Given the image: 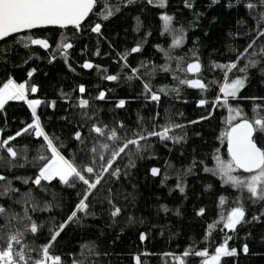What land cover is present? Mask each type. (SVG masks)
<instances>
[{
    "label": "trees",
    "instance_id": "16d2710c",
    "mask_svg": "<svg viewBox=\"0 0 264 264\" xmlns=\"http://www.w3.org/2000/svg\"><path fill=\"white\" fill-rule=\"evenodd\" d=\"M190 2L191 8L186 0H167L166 7L157 6L158 0H99L79 29H41L0 42V88L10 79L29 88L27 100H10L0 111V139L34 123L28 101L39 100L36 116L61 155L82 171L92 166L93 173L83 172L90 181L103 177L91 190L81 181L69 186L59 178L36 185L33 181L47 162L37 157H51L47 142L32 129L11 140L15 158L0 148V176L5 177L0 193H6L0 195L5 209L0 213V249L8 237L22 233L13 250H22L27 264L42 259L48 245L59 264H137V257L139 264H180V259L203 264L204 257L195 252L212 255L226 244L236 255L224 256L220 264H264V200L205 171L216 168V156L230 159L224 133L233 124L264 118V3ZM248 3L256 6L249 9ZM106 8L112 14L104 19ZM163 15L173 17L168 31ZM96 24L101 25L99 33L92 31ZM180 35L182 44L173 47ZM26 37L45 39L50 47L33 45ZM61 42L72 47L62 49ZM136 46L141 50L132 53ZM125 54L126 60L121 58ZM250 61L256 62L254 67L248 66ZM191 62L201 64L196 76L185 71ZM85 63L93 67L84 68ZM231 63L237 68L227 76L217 67ZM246 66V72L239 71ZM109 75L118 79L107 80ZM244 77L245 86L225 105V80ZM185 79L202 80L207 89L181 84ZM145 84L159 101L150 98ZM101 93L104 99H99ZM82 100L87 107L80 106ZM121 100L124 107L117 106ZM229 108L241 113L232 123ZM165 127L172 139L148 136ZM111 130L119 139L108 138ZM134 134L148 138L140 140L139 148L129 144L104 171L114 151L138 138ZM255 140L264 147V132H256ZM152 168L160 173L153 176ZM235 175L244 179L251 174L237 170ZM89 191L87 211L68 222ZM241 206L244 219L235 230L224 228L222 218ZM32 223L38 226L35 233ZM56 231L60 234L53 241Z\"/></svg>",
    "mask_w": 264,
    "mask_h": 264
},
{
    "label": "snow or ice",
    "instance_id": "6c2138e0",
    "mask_svg": "<svg viewBox=\"0 0 264 264\" xmlns=\"http://www.w3.org/2000/svg\"><path fill=\"white\" fill-rule=\"evenodd\" d=\"M99 2V0H0V40L12 36L17 33L24 32L25 30H31L40 27L46 26H58L60 28H66L68 26H73L76 29H79L82 22L93 12L94 6ZM131 2V0H129ZM149 3H153L154 0H148ZM214 2H219V0H214ZM239 3V0H237ZM261 3H264V0H261ZM157 6L166 7L167 0H158ZM186 6L191 8L192 4L190 0H186ZM232 5L229 4V7ZM256 5L252 3L247 4V8L252 9ZM107 13L104 15V19H107L111 14L112 10L109 8L105 9ZM264 18V14H262ZM162 20L164 21L165 31L169 30V26L172 23L173 17L170 15H163ZM101 30V25L96 24L92 31L99 33ZM264 35V33H261ZM31 44L39 45L47 49L50 47L49 43L45 39H32L31 37H26ZM183 42V36L180 35L174 39L173 47H178ZM27 47V44H25ZM60 47L62 49H70L72 47L71 43L61 42ZM251 47V45H249ZM141 49L139 46L133 47L131 49L132 53L139 52ZM163 51V49H161ZM264 51V49H262ZM66 55V52H65ZM122 59H127V54L121 57ZM256 64L255 61H250L248 66L254 67ZM84 68H92L91 63H85ZM217 67H222L225 70V75L227 72L232 71L237 68L236 63H231L228 65H217ZM201 69L199 62L190 63L185 69L186 72L198 73ZM165 71L168 69L165 68ZM34 71V70H33ZM133 72H136L137 69H133ZM239 71L246 72L247 66L240 68ZM32 73H29L31 76ZM107 80L115 81L118 79L117 75H109L106 77ZM129 79H132L130 76ZM246 77L236 78L230 82L226 79L221 92L224 95L223 103L228 104L229 98H236L239 91L245 86ZM181 84H187L192 88H199L201 90H206L207 85L199 79H185L180 81ZM145 89L151 93V99L154 101H159L160 96L156 93H152L151 88L148 84L144 85ZM29 91L28 86L25 83H17L14 80H8L7 83L0 88V111H2L5 105L10 100H25L27 98V93ZM31 92H36V87H31ZM79 91L83 93L85 91L84 87L81 86ZM163 92L164 90L161 89ZM99 99H104V93H101ZM41 102L39 100H29V107L32 109L33 116L35 117L34 123L29 124L22 132H17L15 136L8 137L7 139H0V148L6 149L10 157L15 158L17 156V151L13 147H9L8 144L11 140L16 139L17 136L22 135L25 132H28L29 129L34 130L37 137H43V140L46 141L47 149L51 151V157L39 156L38 159L47 161L40 169L39 176L33 181L34 184L40 185L41 181H49L59 178V180L69 186L75 181H81L83 184L88 186V189H94L97 184L100 183V180L103 178L99 176L95 179L94 182L90 181L85 177L83 172L93 173L94 168L92 166H86L83 171L78 169L71 161L65 159L64 156L57 150L56 145L54 144V138H50L41 127L40 119L36 116V108ZM205 100H201L200 104H205ZM88 102L82 100L80 102L81 107H87ZM125 102L121 100L118 107H124ZM230 116L228 122L231 123L233 119V114L235 116H240L239 109L229 108ZM93 131L100 135H105V132L100 127H94ZM170 129L165 127L161 132H151L148 133V136H159L162 140L172 139L169 137ZM256 132H264V118H256L253 121L244 119L242 122L231 126L228 131L224 133V138L228 141V153L230 159L227 161L222 160L219 156L215 157L216 168L209 169L206 168L205 171L213 172L216 175H219L222 181L226 184H230L237 188L246 189L252 197H255L259 200H264V147L258 146L256 140L254 139V134ZM138 136L137 139H130L125 141L123 147H120L117 151L112 153V159L108 161L107 167L104 171H107L108 168H111L112 163L115 159L125 151V148L129 144L136 145L139 148L140 140H145L148 136L142 134H134ZM109 139L115 141L119 139L115 130H111ZM76 139H80V133H76ZM107 148L108 145H103ZM95 151V149H93ZM0 159H3L0 157ZM103 159V157H101ZM134 166V165H133ZM237 170H243L244 172L250 173L251 175L247 178L241 179L238 176L233 175ZM151 173L153 176H156L160 173L158 168H152ZM118 175V169L113 173ZM5 177L0 176V180H4ZM183 191V188L180 189ZM6 193H0L3 195ZM90 194L86 192L84 198L77 205L76 209L68 217V222H71L74 218H77V212H86L88 209V204L85 203L87 196ZM223 199V198H222ZM35 210V209H34ZM5 209L0 207V213H3ZM119 209L117 208L112 214L118 215ZM204 210L201 209L200 213L203 215ZM245 213L241 207H235L232 209L231 213L223 219V227L231 230H235L236 226L244 219ZM66 224L60 226V231L63 230ZM30 231L35 233L38 231V226L35 223L31 224ZM60 231H56L52 236L54 241L56 236L60 234ZM22 233L14 234L8 237L6 247L0 249V264H19V261L25 260V255L22 250H13L14 244H20ZM145 237L142 235L141 239ZM51 245L45 246L42 250L43 258L35 262V264H47L48 260H52V264H59V257H50L49 247ZM247 246L244 247V252H247ZM195 255L206 257L203 261V264H220V259L222 256H234L236 255L235 249L228 250L226 244L215 249V254L209 257V254L206 251L195 252ZM189 255V252H185L184 256ZM18 258V259H17ZM137 264H139V257H137ZM180 264H184L183 259H180Z\"/></svg>",
    "mask_w": 264,
    "mask_h": 264
},
{
    "label": "water",
    "instance_id": "95a60500",
    "mask_svg": "<svg viewBox=\"0 0 264 264\" xmlns=\"http://www.w3.org/2000/svg\"><path fill=\"white\" fill-rule=\"evenodd\" d=\"M94 8H95V6H94ZM93 11H94V9H93ZM92 13H93V12H92ZM92 13H90L89 16H88V17L82 22L81 26L85 24V22L89 19V17L91 16ZM81 26H80V27H81ZM71 27H73V26H68V27H66V28H60V27H58V26H46V27H40V28L31 29V30H25L24 32L17 33V34H14V35H12V36H9V37L5 38L4 40L9 39V38L14 37V36H18V35H21V34H25V33H28V32H33V31L41 30V29H50V28L68 29V28H71ZM4 40H0V42H2V41H4ZM191 63H195V62H191ZM199 64H200V63H199ZM200 65H201V64H200ZM200 72H201V69H200V71H199L198 73H191V72H188V73H189L191 76H196V75H198ZM193 80H194V79H193ZM195 89H199V88H195ZM242 121H243V120H240V121L236 122L235 124L240 123V122H242ZM250 122H251V121H250ZM235 124H233L232 126H234ZM229 129H230V128H229ZM255 136H256V133L254 134V139H255ZM227 152H228V141H227ZM228 155H229V153H228ZM229 157H230V156H229ZM238 171H240L242 174H245V175H249V174H250V173L244 172L243 170H238Z\"/></svg>",
    "mask_w": 264,
    "mask_h": 264
},
{
    "label": "rangeland",
    "instance_id": "374dc122",
    "mask_svg": "<svg viewBox=\"0 0 264 264\" xmlns=\"http://www.w3.org/2000/svg\"><path fill=\"white\" fill-rule=\"evenodd\" d=\"M25 100H27V98L25 99ZM237 118V116H235V115H233V119L231 120V123L235 120ZM236 174V172H234L233 173V175H235ZM236 176V175H235ZM212 255H214V254H212ZM211 256V254H209V257ZM224 256H222L221 257V259H220V262H221V260H222V258H223ZM206 259V257H204V260ZM20 264V263H19Z\"/></svg>",
    "mask_w": 264,
    "mask_h": 264
}]
</instances>
